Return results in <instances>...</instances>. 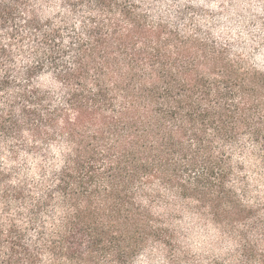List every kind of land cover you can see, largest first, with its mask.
Returning a JSON list of instances; mask_svg holds the SVG:
<instances>
[{
    "label": "trees",
    "instance_id": "obj_1",
    "mask_svg": "<svg viewBox=\"0 0 264 264\" xmlns=\"http://www.w3.org/2000/svg\"><path fill=\"white\" fill-rule=\"evenodd\" d=\"M192 15L0 0V264H264V71Z\"/></svg>",
    "mask_w": 264,
    "mask_h": 264
},
{
    "label": "rangeland",
    "instance_id": "obj_2",
    "mask_svg": "<svg viewBox=\"0 0 264 264\" xmlns=\"http://www.w3.org/2000/svg\"><path fill=\"white\" fill-rule=\"evenodd\" d=\"M155 8L167 15H172L180 7H189L193 12V22L208 31L214 38L228 43L231 48L241 53L251 64L264 71V62L256 60L264 49V0H147ZM205 4H216V8L204 7ZM224 32H217L218 29ZM259 28L258 31H254ZM235 30V31H234ZM241 32L247 40L241 37ZM234 38H230L233 37ZM251 49V51H246ZM19 162L23 161L20 155ZM21 170L33 168V162L21 163ZM250 182L256 190L264 187L255 180L253 173H248ZM257 185V186H256ZM0 205V216L2 215ZM178 227L185 235L183 241L190 254L196 260L207 257H224L233 250V245L220 237L210 225H205L196 217L185 213L178 218ZM202 258V259H201ZM134 264H164L157 257L144 254Z\"/></svg>",
    "mask_w": 264,
    "mask_h": 264
},
{
    "label": "clouds",
    "instance_id": "obj_3",
    "mask_svg": "<svg viewBox=\"0 0 264 264\" xmlns=\"http://www.w3.org/2000/svg\"><path fill=\"white\" fill-rule=\"evenodd\" d=\"M204 7H210V8L214 9L217 6H216V4H205ZM258 30H259V28L255 29L254 31H258ZM224 31H225V29H223V28L217 30V32H224ZM241 37L244 40H247V36H245L243 32H241ZM230 38H234V36L230 37ZM246 51H251V49H246ZM255 59L264 62V49H261V55L260 56H256Z\"/></svg>",
    "mask_w": 264,
    "mask_h": 264
}]
</instances>
